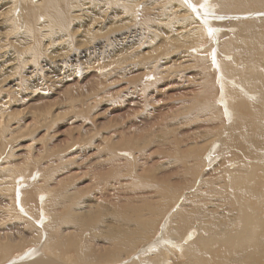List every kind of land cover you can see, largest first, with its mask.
Returning <instances> with one entry per match:
<instances>
[{"label": "rangeland", "instance_id": "1", "mask_svg": "<svg viewBox=\"0 0 264 264\" xmlns=\"http://www.w3.org/2000/svg\"><path fill=\"white\" fill-rule=\"evenodd\" d=\"M114 1L70 0L68 5L66 1L60 2L58 10L65 8V13L56 20L57 23L54 24V21L51 22L53 25L50 23L48 26H45L46 19L38 15L37 27L41 29L40 33L36 32L32 38L20 39L16 43V50L12 52L19 58L18 71L10 73L8 68L16 64V61L9 56L0 59V110L5 112L6 122L9 121V115L13 117L17 113L19 118H24V124L29 123L32 136L35 137L32 150L34 156L42 150L43 142L50 148L56 147L50 149L48 168L56 169L71 164L54 173V180H49L48 185L54 188L58 183H65L61 188H68L69 201H72L74 209L84 211L87 206L90 208L99 201L115 197L116 190H113L111 184L104 185L106 180L103 176L97 178L90 175L92 170L97 173L101 170L99 148L105 150L111 146L116 148L114 153L119 160L126 159L123 152H128L135 158L132 164L137 163L139 169L143 167L144 170L137 173L138 178L135 180L139 186L145 184L146 179L149 183L156 181L169 188V200L177 196L169 206L172 209L166 211L167 216V213L177 210L187 194L201 190L209 195V182L216 177V173L210 169L221 158L223 162L220 149L216 148L213 154L207 150L214 141L219 147V130L222 128L220 133L223 134L228 127V121L224 118L225 109L221 108L216 99L212 100L217 96L215 94L220 93L219 89L216 91L217 72H213L216 69V56L210 60L211 57L204 53L209 64L204 55L189 54L194 45L187 35L191 24L182 21L188 11L183 1L124 2L126 6L132 4L131 7L135 8V13L131 12L127 16H120L123 7ZM253 13L260 14L259 11ZM253 13H249L248 18L257 16ZM61 22L63 25H60ZM50 25L51 29L47 28ZM31 55L34 64L29 61ZM21 58L29 63L20 64ZM210 98L209 105L204 106ZM200 100L206 103L199 104ZM192 102L200 105L194 107L198 111L194 110V105L190 104ZM213 103H216V111ZM222 119L225 122L221 124ZM205 139L214 140H207L210 143L207 149ZM114 141L118 143L114 144ZM16 143L23 147L27 145V139H20ZM202 143L205 148L201 147ZM11 147L12 143L8 142L4 154H8ZM198 148H202L200 158L195 172L190 173L185 156ZM175 149L179 151L178 154ZM16 154L23 156L24 152L21 149ZM21 155L20 160L25 157ZM263 159L255 158L254 162L258 160L264 164ZM34 166V169H39L44 163ZM39 172L35 171L37 179ZM260 173L263 174L262 169ZM127 179H124L122 187L128 186ZM191 182L192 185L187 187ZM126 188L119 189L121 198L143 196L145 199L156 194L152 189H140L142 195H135L131 186ZM68 195L65 196L66 200ZM17 198L13 219L10 215L4 219L1 211L3 202L0 199V235L6 234L14 244L19 242L20 248L27 246L22 250L24 252L33 251L37 245L31 241L42 229L40 219L44 218L43 222L48 224L50 215L46 220L43 214L38 217V211L32 210V215L22 217L19 211H23ZM210 200L206 206L222 214L223 210L217 208L219 203L216 198L211 197ZM66 202L64 206H67ZM251 205L257 214L263 211L254 202ZM46 211L50 214V211ZM59 211L67 212L62 207ZM164 218L160 219L159 227L163 225ZM65 230V235L70 233V229ZM88 234H84L86 239ZM88 241L91 243L90 237ZM13 259L17 258L13 256L3 263L14 264Z\"/></svg>", "mask_w": 264, "mask_h": 264}, {"label": "bare ground", "instance_id": "2", "mask_svg": "<svg viewBox=\"0 0 264 264\" xmlns=\"http://www.w3.org/2000/svg\"><path fill=\"white\" fill-rule=\"evenodd\" d=\"M63 1H66V5L70 3V0H0V59L9 56L16 61V64L8 68L10 73L19 69V58L12 53L16 50V43L20 39L32 38L36 32L40 33L41 29L37 27L38 15L46 19L45 26L54 21V24L57 23L56 20L65 13V8L58 10ZM129 1L133 0L114 1L123 7H120L123 13L120 16L135 13L132 4L125 5ZM182 1L190 11L186 10L187 14L182 19L191 24L187 35L193 40L194 46L189 54L206 53V56H213L210 60L216 56V69L213 72H217L216 91L219 89L220 93L215 94L216 97L213 95L215 98L212 100L216 99L221 108L225 109L226 115L223 116L228 121V124H224L228 125L225 132L220 133L222 128L218 131L219 147L211 139V142L214 141L212 144L207 142L208 139H205L208 144L203 140L206 146L211 145L209 148L201 144V147L211 150L212 154L220 149L223 157V162L221 158L215 167L209 168L216 173V177L209 182L210 194L205 195L201 190L193 191L183 196L185 199H182L184 201L177 210L166 216V211L172 209L169 206L177 196L169 200V188L156 181L149 183L146 179V183L139 186L135 181L137 173L144 169H139L137 163L133 165L135 158L123 152L126 159L119 160L114 153L116 148L109 146L105 151L100 147L98 159L101 170L98 173L92 170L90 175L97 178L103 176L106 180L104 185L111 184L113 190H116L115 197L78 211L69 201L68 188H61L65 183H58L54 188L48 185L49 180H54V173L71 164L56 169L48 168L50 149L56 147L50 148L43 142L42 150L34 156L32 150L35 137L32 136L29 123L24 124V118H19L17 113L13 117L9 115L10 118L7 116L9 121L6 122L5 112L0 110V157H4L0 159V199L3 202L1 211L4 219L9 215L13 219L12 215L16 213L15 197H18L17 201L22 208L23 212L19 211L22 217L26 218L32 215V210H37L38 217L43 214L47 220L50 215L51 219L48 224L43 222L44 218L40 219L42 229L32 237L31 242L37 245L33 251L24 252L22 250L27 246L20 248L19 242L14 244L6 234L0 235V264H5L13 256L17 258L13 259L14 264H264V164L258 160L254 162L255 158H264V0ZM202 11L208 15H202ZM249 13L257 16L248 18ZM47 28L51 29V25ZM206 56L205 61L209 62ZM20 61L22 65L29 61L35 63L32 55L28 62L22 58ZM210 100H207L208 103L200 100L199 104L206 103L204 106H207ZM197 102L190 104L194 108ZM213 108L216 111V105ZM195 109L198 111V108ZM223 119L221 124L225 122ZM20 139H27V145H18L16 142ZM8 142L12 143V147L8 154H4ZM117 143L114 141V144ZM21 149L25 157L16 154ZM201 149L192 150L185 156L190 173L195 172ZM175 150L178 154L179 151ZM20 155L24 159L20 160ZM40 162L44 166L34 169V165ZM261 169L263 174L260 173ZM36 170L40 171L38 179ZM126 177L135 195H142L140 189H152L156 194L145 199L143 196L121 198L119 189L128 187L121 186ZM191 185L192 182L187 187ZM66 195L68 200L65 199ZM211 197L218 201L217 208L223 210L222 214L206 206ZM65 201L69 205L66 202L67 206H64ZM253 202L261 206L263 211L257 214L251 205ZM61 207L67 211L66 214L59 211ZM163 216L166 219L159 227ZM191 224L193 227H190ZM65 229H70V233L65 235ZM86 232L89 233L87 239L84 236ZM77 237L79 239L76 242Z\"/></svg>", "mask_w": 264, "mask_h": 264}]
</instances>
